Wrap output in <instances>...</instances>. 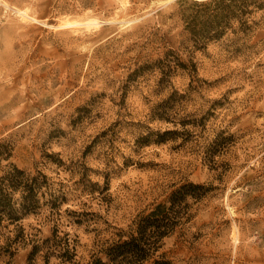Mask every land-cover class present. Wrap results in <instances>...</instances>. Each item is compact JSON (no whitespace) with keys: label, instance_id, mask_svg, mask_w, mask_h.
Masks as SVG:
<instances>
[{"label":"rangeland","instance_id":"374dc122","mask_svg":"<svg viewBox=\"0 0 264 264\" xmlns=\"http://www.w3.org/2000/svg\"><path fill=\"white\" fill-rule=\"evenodd\" d=\"M192 1L0 0L1 165L65 197L0 226V264L104 260L187 183L143 264H264V10L203 46Z\"/></svg>","mask_w":264,"mask_h":264},{"label":"trees","instance_id":"16d2710c","mask_svg":"<svg viewBox=\"0 0 264 264\" xmlns=\"http://www.w3.org/2000/svg\"><path fill=\"white\" fill-rule=\"evenodd\" d=\"M190 10L193 13L185 18V29L205 46L219 41L228 30L233 34L250 30L251 25H247L244 17L264 10V0L192 1ZM234 22L238 24L235 28ZM192 71L195 72V67ZM168 133L165 131L163 135ZM147 139L148 136L143 137L144 141ZM2 148L5 147L0 144V226L17 224L28 214L35 213L41 201L52 210L57 208L65 199L62 192L58 194L53 184L47 183L46 176L40 172L33 175L10 162L1 165L2 161L8 160V154L4 158L3 153L6 152ZM199 188L202 186L193 183L180 186L169 197L168 206L157 204L146 215L139 216L125 238L119 235V239L106 248L104 260L96 258L90 264H143L149 260L159 249L162 238L169 236L178 223L179 212L175 207ZM37 252L38 248L34 246L30 256ZM154 264L167 262L154 261Z\"/></svg>","mask_w":264,"mask_h":264},{"label":"bare ground","instance_id":"6f19581e","mask_svg":"<svg viewBox=\"0 0 264 264\" xmlns=\"http://www.w3.org/2000/svg\"><path fill=\"white\" fill-rule=\"evenodd\" d=\"M61 26L62 27H66V28L84 27L86 29H91V28L97 27L98 26V22L93 20V19L86 20L85 22H82V23H78V22H75V21H70V22H65ZM58 28H60V27H58Z\"/></svg>","mask_w":264,"mask_h":264}]
</instances>
